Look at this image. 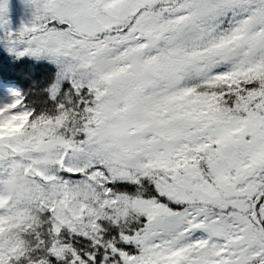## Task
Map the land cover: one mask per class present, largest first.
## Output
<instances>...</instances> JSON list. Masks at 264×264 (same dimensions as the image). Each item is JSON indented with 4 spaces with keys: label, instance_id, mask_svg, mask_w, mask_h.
Instances as JSON below:
<instances>
[{
    "label": "snow or ice",
    "instance_id": "1",
    "mask_svg": "<svg viewBox=\"0 0 264 264\" xmlns=\"http://www.w3.org/2000/svg\"><path fill=\"white\" fill-rule=\"evenodd\" d=\"M27 3L0 39L54 71L0 105V264H264V0Z\"/></svg>",
    "mask_w": 264,
    "mask_h": 264
},
{
    "label": "trees",
    "instance_id": "2",
    "mask_svg": "<svg viewBox=\"0 0 264 264\" xmlns=\"http://www.w3.org/2000/svg\"><path fill=\"white\" fill-rule=\"evenodd\" d=\"M53 71V66L46 60L26 56L17 58L0 52V87L10 89L6 96L7 103L12 101V93L19 92L29 107H36L37 110L46 107L42 90Z\"/></svg>",
    "mask_w": 264,
    "mask_h": 264
},
{
    "label": "rangeland",
    "instance_id": "3",
    "mask_svg": "<svg viewBox=\"0 0 264 264\" xmlns=\"http://www.w3.org/2000/svg\"><path fill=\"white\" fill-rule=\"evenodd\" d=\"M34 9L27 3V0H8V11H7V30L12 32L19 31L22 27L29 26L33 19ZM3 36V32L0 31V37ZM22 47V46H20ZM19 50V49H18ZM0 52H5L9 55H14L19 58L17 52H10L8 46L0 39ZM27 57V56H26ZM31 59H37L29 57ZM45 60V59H37ZM10 89L7 87H0V105L6 104V96L9 94Z\"/></svg>",
    "mask_w": 264,
    "mask_h": 264
},
{
    "label": "clouds",
    "instance_id": "4",
    "mask_svg": "<svg viewBox=\"0 0 264 264\" xmlns=\"http://www.w3.org/2000/svg\"><path fill=\"white\" fill-rule=\"evenodd\" d=\"M55 155V151L49 148L46 151L45 158L52 160ZM9 167L12 174L5 179L3 194L8 198L15 199L29 190L31 173L23 172V165L19 160H13Z\"/></svg>",
    "mask_w": 264,
    "mask_h": 264
}]
</instances>
